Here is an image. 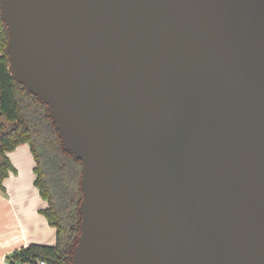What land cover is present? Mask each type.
I'll return each mask as SVG.
<instances>
[{"label": "water", "instance_id": "95a60500", "mask_svg": "<svg viewBox=\"0 0 264 264\" xmlns=\"http://www.w3.org/2000/svg\"><path fill=\"white\" fill-rule=\"evenodd\" d=\"M9 72L82 162L70 264H264V0H0Z\"/></svg>", "mask_w": 264, "mask_h": 264}, {"label": "trees", "instance_id": "16d2710c", "mask_svg": "<svg viewBox=\"0 0 264 264\" xmlns=\"http://www.w3.org/2000/svg\"><path fill=\"white\" fill-rule=\"evenodd\" d=\"M8 39L0 14V189L16 171L9 153L21 144H29L36 162L35 185L49 204L42 213L57 230L55 245L31 244L16 250L9 262L44 259L49 264H70V248L81 231L82 162L63 149L48 106L9 72Z\"/></svg>", "mask_w": 264, "mask_h": 264}, {"label": "crops", "instance_id": "0c3cea01", "mask_svg": "<svg viewBox=\"0 0 264 264\" xmlns=\"http://www.w3.org/2000/svg\"><path fill=\"white\" fill-rule=\"evenodd\" d=\"M15 167L0 189V264H11L16 250L31 244L55 245L57 230L42 210L49 204L35 185V158L29 144L9 153Z\"/></svg>", "mask_w": 264, "mask_h": 264}, {"label": "built area", "instance_id": "2783aa9c", "mask_svg": "<svg viewBox=\"0 0 264 264\" xmlns=\"http://www.w3.org/2000/svg\"><path fill=\"white\" fill-rule=\"evenodd\" d=\"M23 264H49L47 260L41 259V260H37L35 262H26Z\"/></svg>", "mask_w": 264, "mask_h": 264}]
</instances>
